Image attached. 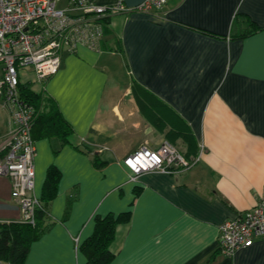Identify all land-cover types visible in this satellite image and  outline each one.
<instances>
[{"label":"crops","instance_id":"obj_1","mask_svg":"<svg viewBox=\"0 0 264 264\" xmlns=\"http://www.w3.org/2000/svg\"><path fill=\"white\" fill-rule=\"evenodd\" d=\"M20 83L51 98L70 127L66 140L33 137L35 194L50 167L58 179L24 264H86L81 244L95 218L122 212L109 264H264V237L231 256L217 243L219 224L264 194V0H168L155 14H110L99 49L64 52L42 83L25 68ZM12 127L8 111L0 138ZM164 140L198 160L131 179L126 155ZM21 218L0 175V222Z\"/></svg>","mask_w":264,"mask_h":264},{"label":"built area","instance_id":"obj_2","mask_svg":"<svg viewBox=\"0 0 264 264\" xmlns=\"http://www.w3.org/2000/svg\"><path fill=\"white\" fill-rule=\"evenodd\" d=\"M167 1L143 0L127 6L125 0L108 5L94 0H65L61 6L58 0H0V95L13 123L8 136L0 138V175L10 178L11 196L19 204L21 221L33 223L41 201L34 192L35 108L21 95L20 71L30 68L42 83L59 69L64 52H73L79 45L99 49L105 18L110 14H155ZM197 160L198 156L188 158L164 140L154 148L147 143L139 145L123 162L134 179L150 170H185ZM259 237H264V194L251 207L219 224L218 249L231 256Z\"/></svg>","mask_w":264,"mask_h":264},{"label":"trees","instance_id":"obj_3","mask_svg":"<svg viewBox=\"0 0 264 264\" xmlns=\"http://www.w3.org/2000/svg\"><path fill=\"white\" fill-rule=\"evenodd\" d=\"M108 20V17L105 18ZM135 92L144 99L148 98V91L134 86ZM21 95L35 108L32 123V135L52 136L57 135L63 140L67 139L70 127L62 118L59 110L47 95L43 92L35 93L26 84H19ZM42 108V110H40ZM58 179L57 170L50 167L44 181L42 194L39 197L41 207L35 212L33 223L25 221L0 222V260L9 264H24L30 243L37 239L45 230L44 215L45 204L55 192ZM129 212L111 214L96 217L94 229L81 244V250L86 256V264H109L113 258L110 243L114 236L116 225L127 220Z\"/></svg>","mask_w":264,"mask_h":264},{"label":"rangeland","instance_id":"obj_4","mask_svg":"<svg viewBox=\"0 0 264 264\" xmlns=\"http://www.w3.org/2000/svg\"><path fill=\"white\" fill-rule=\"evenodd\" d=\"M65 0H58V5H63ZM25 77H22V80H25ZM40 110H42V108H40ZM6 116L8 117V110L7 107L4 106V101H3V97L2 95H0V124L3 125V121L6 118ZM175 144V143H174ZM176 145V144H175ZM178 147V145H176ZM179 149V148H178Z\"/></svg>","mask_w":264,"mask_h":264},{"label":"water","instance_id":"obj_5","mask_svg":"<svg viewBox=\"0 0 264 264\" xmlns=\"http://www.w3.org/2000/svg\"><path fill=\"white\" fill-rule=\"evenodd\" d=\"M142 1L143 0H125V4L127 6H135V5L139 4Z\"/></svg>","mask_w":264,"mask_h":264}]
</instances>
